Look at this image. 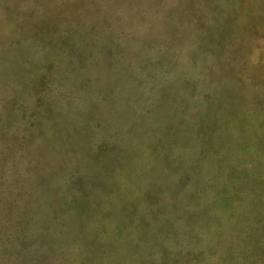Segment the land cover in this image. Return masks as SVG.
Here are the masks:
<instances>
[{
	"label": "trees",
	"instance_id": "obj_1",
	"mask_svg": "<svg viewBox=\"0 0 264 264\" xmlns=\"http://www.w3.org/2000/svg\"><path fill=\"white\" fill-rule=\"evenodd\" d=\"M211 1L175 0L170 2L177 6L175 15L167 0H87L93 12L84 28L76 22L73 40L65 43L70 55L53 48L57 33L34 48L52 57L48 67L29 65L31 52H0V258L46 264L58 243L76 240L85 251L75 248L66 264L74 259L81 264L88 257L90 264H101V258L103 264H119L121 257L135 253L138 264H185L180 249L170 260L167 254L154 259L158 234L142 225L126 232L130 213L118 207L129 200L140 205L158 187L182 191L176 172L187 192L200 199L184 212L187 235L202 232L205 221L211 225L207 236L221 243L224 234L241 226L249 235L264 229V87L248 73L255 64L242 69L244 56L250 63L260 61L254 54L260 49L249 39L255 28L264 32V19L250 28L245 22L237 31L228 9L226 17H212L216 8L208 6ZM231 4L238 6L236 0ZM129 22L134 26L127 35ZM20 31L28 34L26 28ZM112 62L107 71L105 65ZM225 65L240 79L224 80ZM190 68L215 70L211 77L221 75L231 90L239 87L237 96L242 92L251 107L227 100L230 93L194 103L184 93L186 85L198 92V81L185 70ZM60 97L67 100L60 102ZM141 98L157 113L152 124L158 125L144 126L147 139L131 129L137 126L130 120L133 106ZM34 151L39 161L63 167L53 175L41 169L32 176L33 185L22 187L31 179L21 167ZM219 208L229 216L218 214ZM219 219L224 224L211 229ZM101 238L110 242L104 257L98 255Z\"/></svg>",
	"mask_w": 264,
	"mask_h": 264
},
{
	"label": "rangeland",
	"instance_id": "obj_2",
	"mask_svg": "<svg viewBox=\"0 0 264 264\" xmlns=\"http://www.w3.org/2000/svg\"><path fill=\"white\" fill-rule=\"evenodd\" d=\"M167 1L169 2L168 4L171 8H175L176 15L178 11L177 6L173 3H170L175 0ZM183 1L185 0H182V2ZM217 1L218 0H212L211 2L215 3L208 4V6L216 8L212 17L221 15V18H224L227 15L225 11L228 9V17L235 22V28H237V31L243 30V28L246 26L245 22L250 23V26H247L250 28L256 25L258 21L264 19V0H236L238 2V6H234L232 4L229 6L231 0H219V2L216 4ZM239 2H241L242 5H240ZM89 12H93V10L88 5L87 0H0V52L5 50H12V52L22 51V53L24 51V54L26 52H31L32 60L29 62V65H31L34 69L35 67L38 69L42 67H48L52 57L47 53V51H39L36 53L37 50L34 48H38V43L40 44L42 40L47 39L50 34L57 33V43L54 44L53 48L59 55H70L71 50L68 46L65 47V43L68 42V40H73L69 38L71 32L77 27L76 22L81 21L78 23H81L83 28L85 27V25L88 23V19H90L88 14ZM81 14H84V18L81 17ZM114 19L118 23V17L114 16ZM103 24L106 25V22L104 21ZM130 25L131 22H129V24L126 26L127 30H129L127 35L134 26L133 25L131 27ZM21 27L26 28V32H28L27 35H24V33L20 31V29H22ZM122 28L123 24L121 25L120 29ZM257 30L258 29L256 28L252 30L254 32L252 33V37H250L249 41L250 46L252 43H256L260 49L254 53L256 57H259L260 61L256 60L257 62L252 61L253 63H250L247 62V59L244 56L242 58V69L244 70L249 66L251 68V65L255 64V67L251 68V70H249L250 72L248 71V73L253 74L254 81L259 82V84L264 87V32L259 34ZM238 34L246 36L245 31H240ZM119 36L124 37L123 34H119ZM28 38H30L32 42L29 43ZM70 44H73V41H70ZM41 46L44 47V45ZM156 46L157 48L162 46L161 41L156 44ZM261 46L263 48H261ZM127 48L130 52L132 51V45H128ZM240 51H243V49L241 48ZM183 52L184 51L181 53ZM239 53L240 52H237V54ZM246 53L249 55L247 51ZM246 53L245 55H247ZM45 54H47L49 57L47 55L44 56ZM67 61L68 60H66L64 63H67ZM113 63L114 62L105 65V67H107V71L110 69V67H114V65L112 66ZM225 64H227L226 61ZM115 66L122 65L115 63ZM223 68L224 69L222 73L225 74L222 76H224V80L228 77L235 78V80L240 79V77H238L235 73L231 71L229 72V68L226 65ZM191 69L192 68L185 70L187 74L195 77L194 80L198 81V92H195V90L193 91L190 86L186 85L185 88L187 90H185L184 93L186 94V91H188L190 97H193L194 103L198 100L211 101L216 99V97L219 98L221 94L227 95L230 93V96L229 98L227 97V100L230 99L231 102L234 103H240L242 100V103H244L245 106L251 107L252 102L246 97H242V92H239L241 97L237 96L236 93L240 91L239 87L236 86L233 90H231L229 88L228 81H225V83L222 84L223 81H220L221 75L218 76L217 79L211 77L215 70H212L211 73L203 69L192 72ZM82 73H86V70ZM82 75L83 74H81V76ZM83 77L84 76H82V78ZM87 83L88 81L85 82V84ZM218 86H222L224 89L221 90ZM84 88V90L90 94V89H88V86L86 85ZM143 93L145 94V98L150 97V93L147 91H143ZM145 98L139 99L136 105L133 106L135 110V116L132 114V119H130L131 123H136L137 125L136 128L133 125L131 128L132 131L134 133L138 132V134L141 136V139L148 138V134L144 126L150 128L151 125H154L152 123L156 122L154 120L157 115V113L152 110L151 106L147 105ZM2 100L3 98L0 97L1 103H3ZM65 100H67V98L60 97L59 101L65 102ZM237 100L239 101L237 102ZM237 110L241 111L238 105ZM250 118L252 117H247L246 119L249 120ZM157 125L155 124L154 126ZM57 127L60 128L62 126L58 124ZM233 132L234 135L237 134L236 131L233 130ZM134 133L132 135H134ZM250 135L252 134H249V136ZM245 140L249 144L252 143L251 138H247ZM39 154V151L32 152V158L28 159V163L21 167L22 170L27 172L31 179L21 182L20 185L22 187H26L31 183L33 185L35 182V179L33 178L34 174L41 172V169L50 170L51 175H53V171L62 169L63 166H61V163H55L52 165L50 162L46 163L44 161H39ZM4 164L7 166L6 161H4ZM175 178L176 181H178L177 184L182 185V191H180V189L176 191V189L170 190L166 187H158L153 198L146 201L141 200V202H139L140 205L135 204L134 200L133 202L129 200L127 203H124L123 201L119 202L118 207L130 213V215H127L128 219L125 225L126 232H131L132 234L135 232L137 225H142V227H148L149 230L157 233L158 239L160 238V243L154 247L155 253H153V251L151 252V255L154 257V259L161 258L163 254H167L169 257L168 260H170L171 257H173V254L180 249V256L182 257L180 260H183V263L185 264H209L208 261H210L211 264H264V229L257 232L256 230H252L251 234H253L249 235L247 233V229H245L244 226H241L239 228H235V230H232L231 234L229 235L224 234L225 236L224 238L222 237L223 242L221 243V241L218 242V240H212L207 236V227L211 225H208V221H205L202 224L200 223L204 232H196L195 230H192L191 236L187 235L189 232H187V228L184 225L187 214L184 212L193 210V208L197 206L196 202L199 197L195 194L191 195L189 192H187V186L184 185V181H181V173L176 172ZM108 186L111 187V184H108ZM110 194L112 193H108V196H111ZM218 210L220 211H216L218 214H226L220 208ZM262 213L264 214V212ZM116 214H119V212ZM220 216L221 215H219V217ZM222 216L228 217L229 215L226 214ZM104 220L107 222L106 217ZM193 221L197 222L198 220ZM220 224L224 223L223 220L219 219V221H216L215 225H213L211 229H219ZM108 227L110 226L108 225ZM262 228L264 227L262 226ZM102 229V234L104 235V233H106L105 225H102ZM211 229L209 232L212 231ZM69 243V241H65V243L62 242L60 245L58 243L59 249L55 247V254L53 256H49L50 261H48L46 264H51V260H53L55 263H57L56 260H58V262L62 260L61 262L66 264L68 261H70V256L73 257L75 255V248L80 247V251H85V249L79 245H82L81 241L78 243L75 240L71 245ZM84 243L85 242H83V244ZM98 244V255L104 257V254L106 255L105 251L107 252L110 242L105 238H101L99 239ZM46 254L48 255V253ZM138 256V253L130 255L129 257L123 256L121 257L119 264H138ZM89 258L90 257H88L87 260L81 264H90V262H88ZM18 262H20V260L14 259L13 256H3L0 258V264H13ZM99 262L103 264V262H105V258H101V261ZM73 263L77 264V261L74 259Z\"/></svg>",
	"mask_w": 264,
	"mask_h": 264
}]
</instances>
